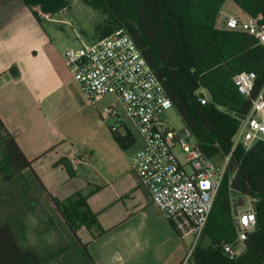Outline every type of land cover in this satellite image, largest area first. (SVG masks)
I'll return each mask as SVG.
<instances>
[{
	"label": "trees",
	"instance_id": "trees-1",
	"mask_svg": "<svg viewBox=\"0 0 264 264\" xmlns=\"http://www.w3.org/2000/svg\"><path fill=\"white\" fill-rule=\"evenodd\" d=\"M83 1L106 16L103 24L96 27L99 38L94 41L125 28L163 83L183 126L197 137L206 157L222 162L230 154L241 121L250 113L254 98L264 89V44L242 28L218 26L226 0ZM233 1L248 18L264 24V0ZM22 2L39 23L42 20L35 7L55 13L68 4L66 0ZM243 71L257 73L249 96L241 94L233 82L234 76ZM11 72L18 75L15 68ZM203 92L209 98L205 105L199 101ZM0 131L2 164L9 166L13 176H21L32 168L33 161L1 118ZM118 141L125 147L124 140L119 137ZM62 164L75 176L68 160H62ZM50 198L74 235L83 226L93 234L103 232L80 192L63 200L51 194ZM247 204L256 213L257 225L247 235L244 254L230 259L220 244L236 239L237 216ZM6 212L17 215L10 210ZM61 241L64 245L58 252L47 249L42 254L34 247L22 245L13 218L2 220L0 264H60V255L69 248L62 235ZM194 258L198 264H264V141L256 142L248 150L238 145L233 151Z\"/></svg>",
	"mask_w": 264,
	"mask_h": 264
},
{
	"label": "crops",
	"instance_id": "crops-1",
	"mask_svg": "<svg viewBox=\"0 0 264 264\" xmlns=\"http://www.w3.org/2000/svg\"><path fill=\"white\" fill-rule=\"evenodd\" d=\"M21 18L36 20L26 7L0 27V118L33 161L21 175L23 182L52 211L69 245L60 264H179L192 238L180 236L132 169V157L143 146L132 122L125 119L114 133L110 125L116 118H104L105 108L118 107L117 97L93 102L66 65L65 52L35 25L36 35H26L15 23ZM78 152L83 155L74 163ZM78 192L97 216L101 234L94 236L83 226L74 235L50 198L63 200Z\"/></svg>",
	"mask_w": 264,
	"mask_h": 264
},
{
	"label": "built area",
	"instance_id": "built-area-1",
	"mask_svg": "<svg viewBox=\"0 0 264 264\" xmlns=\"http://www.w3.org/2000/svg\"><path fill=\"white\" fill-rule=\"evenodd\" d=\"M218 26L242 28L264 44V24L256 19L243 22L232 16H221ZM64 59L93 102L113 94L123 106V117L115 106L104 109L116 118L110 129L117 132L118 124L125 119L136 127L143 146L132 157V169L180 236L195 237L194 244L191 243L179 264H198L194 258L195 249L207 226L233 151L238 145L248 150L256 142L264 141V89L254 98L250 113L242 119L230 154L222 162H216L205 156L190 129L183 126L176 130L158 120L164 111L174 108L172 100L125 28L80 48L67 49ZM256 79V72L243 71L234 76L233 82L241 94L249 96ZM199 101L204 105L209 103L206 93L199 96ZM177 150L183 152L184 163L178 158ZM82 155L75 153L71 159L76 163ZM237 222L236 239L220 244L230 259L237 257L234 247L244 245L247 235L257 225L256 213L250 205L239 212Z\"/></svg>",
	"mask_w": 264,
	"mask_h": 264
},
{
	"label": "rangeland",
	"instance_id": "rangeland-1",
	"mask_svg": "<svg viewBox=\"0 0 264 264\" xmlns=\"http://www.w3.org/2000/svg\"><path fill=\"white\" fill-rule=\"evenodd\" d=\"M66 1L68 2L67 6L60 8L55 13L45 12L39 6L35 7V11L38 13L42 23L36 20L30 23L25 18H21L15 23L27 30L26 35H36V32L31 27L32 25L37 26L61 52H65L69 48H80L85 44L92 43L93 39H98L96 27L103 24L106 16L83 0ZM23 8H26V6L22 0H0V27L6 24L5 20L9 16L12 17L16 10ZM221 16H232L243 22L249 19L233 0H226L221 10ZM9 23L11 22L9 21ZM19 38L24 41L22 36ZM116 109L122 117L125 116V110L120 103ZM103 114L106 120H110L109 114L105 112ZM158 120L176 130L183 128L181 117L174 108L164 111L159 115ZM131 126L133 127V132L139 138V133L133 123ZM176 154L180 161L184 163L185 156L183 152L177 150ZM2 162L3 153L0 148V221L5 218H13L23 246L34 247L42 254L47 249V251L52 253L58 252L59 248L63 247L64 242L61 241L62 234L53 225L52 211L37 201L38 199L26 187L22 177L13 176L9 166L3 165ZM1 207H5L6 211H13L17 215H11L6 211L3 212ZM191 238V243L194 244L195 237L191 236ZM234 250L237 257H239L244 254L245 248L244 245H238L234 247Z\"/></svg>",
	"mask_w": 264,
	"mask_h": 264
}]
</instances>
